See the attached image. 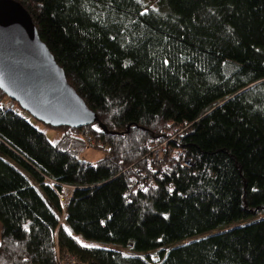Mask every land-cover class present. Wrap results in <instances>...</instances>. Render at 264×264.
Segmentation results:
<instances>
[{"label": "trees", "instance_id": "16d2710c", "mask_svg": "<svg viewBox=\"0 0 264 264\" xmlns=\"http://www.w3.org/2000/svg\"><path fill=\"white\" fill-rule=\"evenodd\" d=\"M16 1L96 121L0 89V264H264V0Z\"/></svg>", "mask_w": 264, "mask_h": 264}, {"label": "water", "instance_id": "95a60500", "mask_svg": "<svg viewBox=\"0 0 264 264\" xmlns=\"http://www.w3.org/2000/svg\"><path fill=\"white\" fill-rule=\"evenodd\" d=\"M0 89L49 126L81 128L96 121L16 0H0Z\"/></svg>", "mask_w": 264, "mask_h": 264}, {"label": "rangeland", "instance_id": "374dc122", "mask_svg": "<svg viewBox=\"0 0 264 264\" xmlns=\"http://www.w3.org/2000/svg\"><path fill=\"white\" fill-rule=\"evenodd\" d=\"M148 1V3H152L153 0H145ZM6 103H9V100H6ZM22 115L24 116V118L29 121L34 127H36L39 131H41L42 133H44L45 137L50 141V142H55L59 139V137L61 136V131H59L58 129H54L52 127L47 126L46 124H44L43 122L39 121L38 119H36L35 117H33L32 115H30L29 113L22 111ZM85 141V140H84ZM166 141V139L161 140L159 143L163 144L166 143L164 142ZM86 142V141H85ZM86 144L88 146H85L80 152H79V156L82 159H85L89 162H94L96 161L98 158H101L103 156L104 150L103 147L101 145L100 142H95L93 141V144H89L86 142ZM158 144V143H157ZM156 145V144H155ZM154 146V145H153ZM152 147V146H151ZM167 151V154H169V152L171 151V149L168 147V141L165 145V147H159L158 148V153L160 154L159 156V160L158 163H156L155 161L146 159L147 162H149L150 164H152L154 167H161V163L163 162V158H164V152ZM50 182V181H49ZM68 189L65 188V190L60 192V199L63 203V205H65L67 203V195H68ZM122 250V249H121Z\"/></svg>", "mask_w": 264, "mask_h": 264}, {"label": "built area", "instance_id": "2783aa9c", "mask_svg": "<svg viewBox=\"0 0 264 264\" xmlns=\"http://www.w3.org/2000/svg\"><path fill=\"white\" fill-rule=\"evenodd\" d=\"M83 138H84V140L87 143L93 144V140L86 133L83 135ZM164 142L167 143V140L164 141ZM166 143H163V144L158 143V144L152 146L148 150V152L146 153L145 159H149V160H152V161H155L156 163H158L159 156H160V154L158 153V148L159 147H165ZM182 164L185 165V166H190L191 165L189 159H185L182 162ZM55 264H86V263L81 261V260H79L77 258V256L74 255V254L66 253V252H64V253L56 252V262H55Z\"/></svg>", "mask_w": 264, "mask_h": 264}, {"label": "snow or ice", "instance_id": "6c2138e0", "mask_svg": "<svg viewBox=\"0 0 264 264\" xmlns=\"http://www.w3.org/2000/svg\"><path fill=\"white\" fill-rule=\"evenodd\" d=\"M167 63V61H165ZM84 247H92V245H83Z\"/></svg>", "mask_w": 264, "mask_h": 264}]
</instances>
